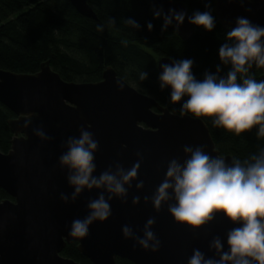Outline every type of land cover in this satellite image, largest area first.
I'll use <instances>...</instances> for the list:
<instances>
[{"label": "water", "instance_id": "95a60500", "mask_svg": "<svg viewBox=\"0 0 264 264\" xmlns=\"http://www.w3.org/2000/svg\"><path fill=\"white\" fill-rule=\"evenodd\" d=\"M68 1L81 15L96 17L87 0ZM147 2L153 11L160 8L165 13L168 9L185 10L187 16L192 15L180 0ZM214 13L227 31L235 27L238 17H246L264 27V0L243 3L215 0ZM187 16L176 29L182 40L192 34ZM172 25L175 27V23ZM172 61L166 55L157 60L159 75L162 73L160 65ZM255 67L253 65L249 71L253 72ZM259 68L262 70L260 79L264 80V67ZM117 80L124 84L122 90L117 87ZM167 90L170 94L171 89ZM0 103L16 115L8 120L12 132L10 147L7 152L0 151V188L12 197V200H0V264H80L60 254L65 244L73 241L90 264H115L116 257L134 264H187L194 249H199L206 258L219 259L215 251L209 249L211 240L217 236L224 243L223 250H228L226 234L239 225L228 222L222 213L193 231L173 221L167 203L157 212L151 200L144 201L164 179L168 162L177 158L182 163L186 159L183 153L186 145L202 146L210 156L231 162V155H221L215 147L201 118L181 116L172 112L171 106H161L154 97L117 76L111 66L105 67L99 81L69 82L63 80L48 61L42 62L33 74L0 68ZM26 113L36 114L28 128L23 127ZM86 125L91 126L86 130L99 141L94 176L115 163L125 169L138 159L141 164L137 179L128 189L126 202L113 197L109 218L93 222L88 235L78 238L69 235L71 223L88 214L89 200L95 199L102 190H85L75 202H62L61 193L70 196L73 188L67 183V169H61L58 160L67 150L62 146L67 138L78 137V129ZM37 128H42L52 139L43 141L35 136ZM141 180L144 186L137 190L135 185ZM136 196L140 201L134 205L132 199ZM152 217L155 224L151 231L160 241L158 251L144 250L133 239L122 236L121 229L127 225L136 237L142 238L144 225Z\"/></svg>", "mask_w": 264, "mask_h": 264}, {"label": "clouds", "instance_id": "9594fccd", "mask_svg": "<svg viewBox=\"0 0 264 264\" xmlns=\"http://www.w3.org/2000/svg\"><path fill=\"white\" fill-rule=\"evenodd\" d=\"M186 16L185 10L168 9L165 13L160 8L154 11V17L163 18L162 31L173 23L179 29ZM187 22L205 31H212L215 27L210 8L203 12L194 11L187 16ZM109 23L113 24L115 20L111 19ZM125 23L134 29L140 28L139 23L131 18ZM147 28L152 30L151 22ZM102 29L100 25L97 30ZM218 56L221 64L231 66L226 76L205 72L203 79L197 80L191 70V59L173 60L160 65V89H171L170 101L173 104L184 101L181 116L211 118L213 126L236 135L259 125L258 135L264 136V80L257 81L248 74L253 65L264 67V27L253 24L246 17H238L235 27L227 32ZM219 71L217 67V73ZM238 74H242V82H238ZM147 75L141 72L139 79L144 81ZM123 85L117 80L119 89L122 90ZM35 116V113L23 114V127L28 128ZM90 127L83 126L78 129V137L67 138L62 145L67 150L58 160L60 168L67 169V183L73 188L70 196L61 193L62 202H75L85 190H102L95 199L89 200L88 214L83 219L72 221L69 235L78 238L88 235L93 222L109 218L113 197L126 202L128 189L131 182L137 179L141 164V159H138L129 169H125L120 163H115L99 176H94L99 141L91 131L86 130ZM34 135L43 141L52 139L42 128L34 129ZM183 153L186 159L182 163L177 158L168 162L164 179L151 197H144L145 203L151 200L157 212L167 203V211L173 221L193 231L213 221L217 213H222L231 224L239 225L226 234L227 251L223 250L224 243L220 237L211 240L209 249L214 250L219 259L206 258L199 249H194L187 264H264V149L243 163L235 157L230 163L220 156L212 157L202 146L193 148L186 145ZM143 186L142 180L135 185L137 190ZM170 200L175 202L168 203ZM139 201V196L132 199L134 205ZM154 224V217L147 220L142 238L136 237L133 230L125 225L121 229L122 236L133 239L144 250L156 252L160 241L151 231Z\"/></svg>", "mask_w": 264, "mask_h": 264}, {"label": "trees", "instance_id": "16d2710c", "mask_svg": "<svg viewBox=\"0 0 264 264\" xmlns=\"http://www.w3.org/2000/svg\"><path fill=\"white\" fill-rule=\"evenodd\" d=\"M180 1L191 14L210 8L215 18L214 29L205 31L192 25L191 36L182 40L173 25L161 30L163 20L154 17L147 0H87L95 18L78 13L68 0H0V68L33 74L42 62L48 61L65 81L96 82L102 78L105 67L111 66L117 76L140 92L151 95L161 106L170 107L172 102L167 88L161 90L159 87L157 60L161 56H169L172 60L191 59V70L197 80H202L205 72L226 76L231 67L221 64L218 56L228 31L216 18L215 0ZM129 18L138 22L140 28L127 25L125 20ZM111 19L115 23L110 24ZM149 22L152 30L147 28ZM100 25L103 29L98 31ZM141 72L148 74L144 81L139 79ZM248 74L259 81L262 70L255 67ZM238 82H242V74H238ZM182 103L171 106V111L181 114ZM15 116L0 103L2 152L10 147L12 132L8 120ZM201 119L221 155H231L243 163L264 149V136L258 135L259 125L236 135L213 126L211 118ZM3 199L12 200V197L0 188V200ZM60 254L80 264H90L78 251L76 241L66 243ZM115 264L134 263L116 257Z\"/></svg>", "mask_w": 264, "mask_h": 264}]
</instances>
